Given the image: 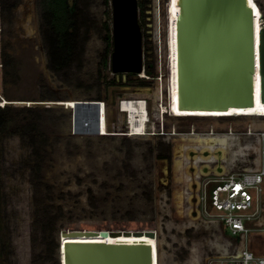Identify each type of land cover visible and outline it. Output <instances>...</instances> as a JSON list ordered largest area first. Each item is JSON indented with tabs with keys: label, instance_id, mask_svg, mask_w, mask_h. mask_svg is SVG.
Listing matches in <instances>:
<instances>
[{
	"label": "rangeland",
	"instance_id": "obj_1",
	"mask_svg": "<svg viewBox=\"0 0 264 264\" xmlns=\"http://www.w3.org/2000/svg\"><path fill=\"white\" fill-rule=\"evenodd\" d=\"M76 1L77 55L57 72L50 65L41 0H0V105L8 104L16 120L0 137V264H58L56 244L64 230L154 231L158 239L140 237L158 242L159 264L222 257L232 251L225 229L194 215L185 159L194 144L182 136H126L132 125L119 104L147 101L150 130L164 127L170 134L213 129L221 137L264 120L176 116L168 45V5L174 0H139L141 75L112 71L111 1ZM256 3L264 14V0ZM94 101L106 102L101 118L87 109ZM163 112L172 118L162 119ZM106 121L108 134L121 136H104ZM168 151L171 174L162 157Z\"/></svg>",
	"mask_w": 264,
	"mask_h": 264
},
{
	"label": "water",
	"instance_id": "obj_2",
	"mask_svg": "<svg viewBox=\"0 0 264 264\" xmlns=\"http://www.w3.org/2000/svg\"><path fill=\"white\" fill-rule=\"evenodd\" d=\"M181 1V104L188 108L210 110L252 107L255 103L256 51L259 57L261 100L264 102V25L259 30L256 40L250 2ZM111 6L112 71L115 74H142L145 71V64L143 34L139 23V0H111ZM260 17L264 19V14L261 13ZM58 105L72 113L71 108L63 104ZM232 139V142L236 140ZM216 143L219 149L228 145L224 139H218L214 142ZM252 155L250 157L252 163L249 164L255 166L257 164L255 150ZM233 163L231 161L228 165ZM142 235L158 239L157 233L151 230L127 232L64 230L60 239L97 236L129 238ZM58 245L59 264H154V251L148 244H63L59 240Z\"/></svg>",
	"mask_w": 264,
	"mask_h": 264
},
{
	"label": "built area",
	"instance_id": "obj_3",
	"mask_svg": "<svg viewBox=\"0 0 264 264\" xmlns=\"http://www.w3.org/2000/svg\"><path fill=\"white\" fill-rule=\"evenodd\" d=\"M124 101L120 102L119 107H121ZM100 102L106 107L107 113L106 102ZM170 109L172 111L171 106ZM122 113L126 115L125 112ZM170 114L171 112H163L162 119L167 115L171 117ZM106 124L104 136H121L113 133H109V135L107 121ZM150 124L151 118L149 115V120L143 129L144 134L132 135L129 131L126 133V136H145L157 133L154 130H150ZM163 131L164 127H162L161 132ZM240 134L258 136L262 139V168L256 171L240 169L231 173L205 178L201 186L199 205L200 211L207 221L220 223L224 229H228L233 235L247 236L256 231H264V228L258 229L252 226V224L264 216V132L257 133L248 130ZM207 264H264V257H260L252 250L246 248L241 251L239 256L211 257L207 261Z\"/></svg>",
	"mask_w": 264,
	"mask_h": 264
},
{
	"label": "bare ground",
	"instance_id": "obj_4",
	"mask_svg": "<svg viewBox=\"0 0 264 264\" xmlns=\"http://www.w3.org/2000/svg\"><path fill=\"white\" fill-rule=\"evenodd\" d=\"M253 9V26L254 35L257 40L258 32L264 25V19H261V13L256 0H248ZM169 55L170 61L173 63V80H172V104L174 105V110L176 116L179 118H202V117H232V118H244L243 116L253 117V118H264V102L261 100L260 93V73H259V57L256 51L255 54V69H254V90H255V103L252 107L245 108H230L224 110H210L201 108H188L181 104L182 95V63H181V13H182V1L174 0V2H169ZM257 45V44H256ZM103 104L93 103L87 107L92 113L95 114V118H101L103 115ZM121 110L127 113L128 123L132 125V132L135 134H143L144 126L148 118V111L146 108V102L144 100H128L121 104ZM88 122V121H87ZM60 242L63 244H132V245H151L154 251V264H159V244L155 239L144 238V237H104L97 236L91 238H69L63 237Z\"/></svg>",
	"mask_w": 264,
	"mask_h": 264
},
{
	"label": "flooded vegetation",
	"instance_id": "obj_5",
	"mask_svg": "<svg viewBox=\"0 0 264 264\" xmlns=\"http://www.w3.org/2000/svg\"><path fill=\"white\" fill-rule=\"evenodd\" d=\"M96 102V101H94ZM102 104L100 101L96 102ZM146 106L148 107V102L146 101ZM121 110V109H120ZM121 112H123L121 110ZM127 115V113H126ZM172 118V117H171ZM178 118V117H177ZM128 119V117H127ZM161 119V118H159ZM228 119H235V118H228ZM218 132V131H217ZM226 133H222L221 137H218V133L214 131L213 129L203 132H197L193 130L192 128L186 130L183 133H173L170 134L166 131L164 128L163 132H157L152 135H145L146 139H163L164 137H169L170 135L173 136H182L184 140L189 141L194 144V146L187 150L185 153V159L188 162L187 170L188 174L191 177L190 180V193L192 196V199L194 200L192 205L194 208V215H201V217L204 218L203 214L200 211V192H201V186L202 182L205 178L211 177L214 175L219 174H227L230 172V169L228 167L229 162H233L234 155L229 148H217L216 144L214 142L218 139H225L228 143L232 142L235 138L236 132H233L232 130L229 131V129L225 130ZM132 135H135L134 132H131ZM144 134V133H143ZM153 136V137H150ZM226 136V137H223ZM213 143V144H212ZM254 150L255 155H259L261 153V146H259L258 143L254 144ZM163 161L166 163V168L168 170V173L171 174V153L170 151L165 152L163 155ZM170 186V179L168 180V183H163L161 189L165 190L167 187ZM165 187V189H164ZM205 219V218H204ZM206 220V219H205ZM207 221V220H206ZM213 255L210 254L209 257L205 260V264H207V261L210 257ZM217 255H214L213 257H216Z\"/></svg>",
	"mask_w": 264,
	"mask_h": 264
},
{
	"label": "trees",
	"instance_id": "obj_6",
	"mask_svg": "<svg viewBox=\"0 0 264 264\" xmlns=\"http://www.w3.org/2000/svg\"><path fill=\"white\" fill-rule=\"evenodd\" d=\"M41 7L49 37L51 68L57 72L66 70L74 63L77 55L78 33L80 31L78 27V3L76 0H41ZM109 40H111L110 37ZM107 64L108 58L105 57L104 66ZM147 73L149 76L152 75L150 70H147ZM12 111L8 104L0 105V137L1 134L10 132L15 127L16 120L13 118ZM35 127V124L29 126L30 129ZM20 128L22 127L20 126ZM58 247L59 245L56 244L57 249Z\"/></svg>",
	"mask_w": 264,
	"mask_h": 264
},
{
	"label": "crops",
	"instance_id": "obj_7",
	"mask_svg": "<svg viewBox=\"0 0 264 264\" xmlns=\"http://www.w3.org/2000/svg\"><path fill=\"white\" fill-rule=\"evenodd\" d=\"M247 129V130H246ZM245 131L251 130L255 132H264V122L258 121L255 124H247ZM243 131V132H245ZM241 131H236V140L234 142H229V150L232 151L234 158L233 164L228 165L231 171H237L240 169H245L247 171L260 170L262 168V156L261 153L257 155L256 160L257 164L253 166L250 157L254 154V144L259 143V146L262 147V140L258 136H247L240 134ZM216 223V222H215ZM217 227H222L220 223L214 224ZM253 227L261 229L264 228V216L261 217L258 221L252 224ZM226 235L228 236V247L230 250L227 253H224L222 257H231L239 256L241 251L245 248L252 250L256 255L264 257V231H256L247 236L243 235H233L228 229L225 228ZM227 251V250H226ZM225 251V252H226Z\"/></svg>",
	"mask_w": 264,
	"mask_h": 264
}]
</instances>
